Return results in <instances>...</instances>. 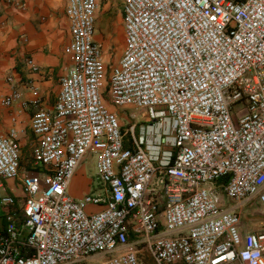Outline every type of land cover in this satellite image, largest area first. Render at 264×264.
<instances>
[{"label":"built area","instance_id":"obj_1","mask_svg":"<svg viewBox=\"0 0 264 264\" xmlns=\"http://www.w3.org/2000/svg\"><path fill=\"white\" fill-rule=\"evenodd\" d=\"M11 6L27 1L0 0V19ZM98 7L66 0L73 64L51 107L22 102L37 108L31 167L15 127H0V180L24 191L21 206L0 195V264H264V0H122L125 49L109 73ZM108 103L150 123L124 129ZM90 151L97 179L76 199Z\"/></svg>","mask_w":264,"mask_h":264},{"label":"crops","instance_id":"obj_2","mask_svg":"<svg viewBox=\"0 0 264 264\" xmlns=\"http://www.w3.org/2000/svg\"><path fill=\"white\" fill-rule=\"evenodd\" d=\"M26 1L27 7L11 6L0 19L5 21L0 22V127L4 133L15 127L21 144L25 141L23 149L32 136V133L28 135V130L31 132L29 125L37 108H25L22 102L39 97L45 107H51L60 91V78L69 72L73 64L71 53L67 50L70 34L69 20L65 14L66 0ZM120 19L123 20V9L121 14L114 17L111 1L99 0L95 39L103 46L105 60L109 58L108 49L113 40L110 32L106 36V24L110 22L111 25L112 21L119 24ZM122 25L125 42L124 20ZM26 57L33 59L35 68L25 64ZM9 77H13L21 93V98L11 107L3 103L12 88ZM84 165L83 162L80 169ZM10 181L13 182L11 185ZM1 184L0 195L15 194L17 206H21L24 198L21 184L12 179L0 180ZM74 197L80 198L81 195ZM4 214L5 210L0 206L2 222Z\"/></svg>","mask_w":264,"mask_h":264},{"label":"rangeland","instance_id":"obj_3","mask_svg":"<svg viewBox=\"0 0 264 264\" xmlns=\"http://www.w3.org/2000/svg\"><path fill=\"white\" fill-rule=\"evenodd\" d=\"M106 1V0H104ZM111 1V11L113 12L114 17L118 14L122 13V0H110ZM123 20L120 19L118 24L117 21H112L111 25L110 22L106 24V36L108 32L112 34L113 40L112 45L108 49L109 58L106 59L107 63V71L111 70L112 66L116 64L119 59L121 58L123 51L125 49V42L123 38ZM123 50V51H122ZM107 94V91H105ZM109 109L117 112L124 129H127L132 122L139 123L138 129L141 125H147L150 121H146L149 119L148 112L138 109L133 106L127 107H117L112 103L107 104ZM146 121V122H145ZM28 135L31 136V132L28 130ZM33 142V136L29 139V144L24 147L23 149V166L25 168L29 167V155L31 153V144ZM25 141L22 142L24 144ZM84 167L79 168L77 174L73 178L71 185L69 187L70 194L74 197L76 194H80L83 198L87 194H89L95 185V181L98 175V154L95 151H90L85 160H84ZM13 182H9L11 185ZM17 185V184H16ZM19 186V185H18ZM12 187V186H11ZM20 187V186H19ZM15 192V190H13ZM76 198V197H74ZM76 198V199H80ZM101 207L96 205H88V210H96L98 211ZM246 213L256 212L258 213V206L256 203L248 204L245 208ZM87 264H99V261H91ZM180 264V263H178Z\"/></svg>","mask_w":264,"mask_h":264},{"label":"trees","instance_id":"obj_4","mask_svg":"<svg viewBox=\"0 0 264 264\" xmlns=\"http://www.w3.org/2000/svg\"><path fill=\"white\" fill-rule=\"evenodd\" d=\"M22 165H23V159H22ZM29 167H31L30 164H29Z\"/></svg>","mask_w":264,"mask_h":264}]
</instances>
